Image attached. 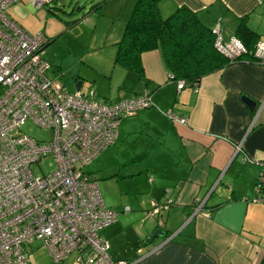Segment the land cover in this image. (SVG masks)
<instances>
[{"label": "crops", "instance_id": "1", "mask_svg": "<svg viewBox=\"0 0 264 264\" xmlns=\"http://www.w3.org/2000/svg\"><path fill=\"white\" fill-rule=\"evenodd\" d=\"M181 6L225 39L237 37L243 22L255 33L254 47L264 41V0H158L163 17ZM141 64L142 76L117 68L113 59L88 86L108 102L145 91L151 98L149 107L120 120L115 142L83 168L98 186L107 178L134 182L127 188L135 194L130 212L100 183L104 204L118 212L101 231L109 257L135 264H264V203L254 198L264 168V63L227 65L205 75L198 90H178L169 81L160 49L143 52ZM55 70L63 76L61 67ZM73 83L85 90L83 76ZM244 96L255 102L253 109ZM167 191L175 203L149 217L151 202ZM158 229L163 234L154 235Z\"/></svg>", "mask_w": 264, "mask_h": 264}, {"label": "built area", "instance_id": "2", "mask_svg": "<svg viewBox=\"0 0 264 264\" xmlns=\"http://www.w3.org/2000/svg\"><path fill=\"white\" fill-rule=\"evenodd\" d=\"M20 1L0 0V264H28L25 246L34 241L56 262L75 252L80 264H133L109 257L101 231L118 220V212L104 204L95 176L83 168L115 142L123 117L150 106V94L108 102L93 88L68 91L59 77L47 75L48 38L28 33L7 15L6 9ZM51 1L28 0L33 9ZM214 32L215 47L223 55L235 58L246 52L242 40ZM253 55L264 62V41L256 43ZM176 85L185 87L183 81ZM168 115L187 121L171 111ZM27 120L51 130L52 137L43 141L20 132ZM49 156L55 167L36 175L32 165ZM255 193V200L264 203V168ZM174 203L167 191L162 200L151 202L147 215Z\"/></svg>", "mask_w": 264, "mask_h": 264}, {"label": "rangeland", "instance_id": "3", "mask_svg": "<svg viewBox=\"0 0 264 264\" xmlns=\"http://www.w3.org/2000/svg\"><path fill=\"white\" fill-rule=\"evenodd\" d=\"M99 1L52 0L48 5L33 9L28 0H23L6 9L7 15L28 33H41L48 38L44 48V58L48 60L51 68L47 71V75L59 77L65 82L68 91H74L73 81L76 77H84L83 87L88 90L92 88H88L89 84H93L90 79L96 76V73L101 74V70L111 69L116 52L114 40L121 38L125 21L130 16L136 0H109L99 11L89 12V9ZM56 67L59 70L61 67L62 77L55 70ZM117 68L122 66L118 64ZM104 77L108 80L106 76ZM19 131L37 140L48 141L52 137L51 130L43 129L30 120H27ZM105 159L106 157L101 162L104 163ZM109 161L108 159L107 162ZM54 167V159L50 156L42 159L39 166L32 165L36 175L41 171H50ZM99 182L106 183L110 198L118 200L122 207H131L135 203V194L127 190L132 188L134 182L118 183L114 181V178L100 179ZM100 183L101 190L103 187ZM126 190L128 192H125ZM25 247L28 253V264H80L75 252L70 253L64 260L56 262L48 250L41 247L39 241H34Z\"/></svg>", "mask_w": 264, "mask_h": 264}, {"label": "trees", "instance_id": "4", "mask_svg": "<svg viewBox=\"0 0 264 264\" xmlns=\"http://www.w3.org/2000/svg\"><path fill=\"white\" fill-rule=\"evenodd\" d=\"M107 1L100 0L89 12L99 11ZM236 35L244 42L246 52L229 58L215 47L214 30L196 12L181 6L163 17L158 0H136L116 43L114 62L142 76L141 54L160 49L169 81L194 87L205 75L240 60L264 63L253 55L255 33L241 22Z\"/></svg>", "mask_w": 264, "mask_h": 264}, {"label": "water", "instance_id": "5", "mask_svg": "<svg viewBox=\"0 0 264 264\" xmlns=\"http://www.w3.org/2000/svg\"><path fill=\"white\" fill-rule=\"evenodd\" d=\"M76 87L79 89V88H80V85L77 84ZM242 100H243V101H244V102L250 107V109H253V108L255 107V102L252 101L250 98L244 96V97L242 98ZM237 152H238V151H236L235 155L237 154ZM157 232H160L161 234H163V232H162L160 229H158V230L155 231L154 235H156ZM135 263H136V262H135ZM135 263H133V264H135Z\"/></svg>", "mask_w": 264, "mask_h": 264}]
</instances>
